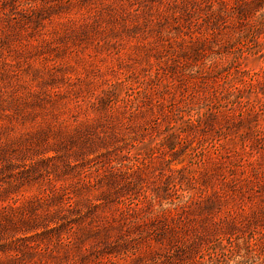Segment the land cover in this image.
Wrapping results in <instances>:
<instances>
[{"label": "rangeland", "instance_id": "374dc122", "mask_svg": "<svg viewBox=\"0 0 264 264\" xmlns=\"http://www.w3.org/2000/svg\"><path fill=\"white\" fill-rule=\"evenodd\" d=\"M0 264H264V0H0Z\"/></svg>", "mask_w": 264, "mask_h": 264}]
</instances>
